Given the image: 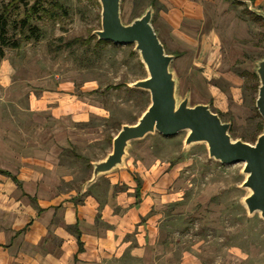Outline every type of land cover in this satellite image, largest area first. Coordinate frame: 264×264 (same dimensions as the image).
Returning a JSON list of instances; mask_svg holds the SVG:
<instances>
[{"label":"rangeland","instance_id":"374dc122","mask_svg":"<svg viewBox=\"0 0 264 264\" xmlns=\"http://www.w3.org/2000/svg\"><path fill=\"white\" fill-rule=\"evenodd\" d=\"M11 1L17 2L10 15L9 35L16 32L13 22L22 18L26 4L34 0H0V9ZM58 1L62 10H51L49 15L40 12L34 21L39 40L22 38L19 50L3 49L0 147L53 160L61 192L80 194L92 177V163L111 152L121 125L137 122L150 96L127 90L128 83L147 75L134 45L97 43L93 32L101 28L98 0ZM231 1L207 2L206 21L191 26L186 40L168 36L171 30L166 27L160 39L167 53L177 55L173 69L180 81V96L188 94L191 105L210 103L224 122L231 123L234 139L253 144L263 127L255 107L258 79L252 74L254 63L264 56V19L251 13L246 3ZM150 2L123 0V21L140 16ZM154 10L153 26L158 32L161 20ZM90 36L95 39L86 42ZM218 63L231 76L214 75L211 71ZM232 81L237 87L229 91ZM118 84L121 88L109 89ZM59 88L77 97L67 100L77 108L75 115L55 119L48 110H28L31 92L39 96ZM186 135L183 131L168 138L155 133L134 141L124 166L98 178L128 173L136 187L139 180L141 189L146 186L155 199L150 215L156 241L147 247L145 264H264V221L258 213L248 215L243 204L248 194L241 187L243 164L223 165L210 159L205 144L185 147ZM1 158L4 164L15 159ZM98 179L86 190L98 183L108 188V181ZM122 188L117 184L114 190Z\"/></svg>","mask_w":264,"mask_h":264},{"label":"crops","instance_id":"0c3cea01","mask_svg":"<svg viewBox=\"0 0 264 264\" xmlns=\"http://www.w3.org/2000/svg\"><path fill=\"white\" fill-rule=\"evenodd\" d=\"M212 1L159 0V37L166 27L171 30L168 36L186 40L183 38H188L191 26L206 21V3ZM253 4L264 10V0H254ZM221 65L215 64L211 72L231 76L232 72ZM236 87L234 81L229 83V91ZM64 90L39 96L31 92L28 110H48L55 119L75 115L77 108L67 100L77 97ZM24 152L0 147V169L20 181L17 185L11 177L0 174V264H145L147 247L156 241L154 216L150 215L155 199L153 202L145 191L146 186L137 198L133 178L121 173L98 179L108 181L107 189L98 183L80 194L61 192L53 160ZM2 156H12L17 165L11 160L4 164ZM117 184L124 188L115 192Z\"/></svg>","mask_w":264,"mask_h":264},{"label":"water","instance_id":"95a60500","mask_svg":"<svg viewBox=\"0 0 264 264\" xmlns=\"http://www.w3.org/2000/svg\"><path fill=\"white\" fill-rule=\"evenodd\" d=\"M247 4L251 13L264 19V10ZM101 7V28L93 32L98 40L115 45H134L146 77L128 83L130 89L147 92L150 102L135 124H123L112 139V150L105 158L93 162L91 179L84 190L100 176L110 174L124 166L130 143L144 139L149 134L159 133L174 137L186 131L184 146L205 144L208 156L223 165L242 163L245 175L241 187L248 191L243 204L248 215L258 213L264 221V56L254 63V74L259 85L255 107L263 120L261 133L253 144L234 139L230 133L231 123L224 122L214 112L210 103L191 105L189 95L179 94L180 81L174 69L176 54L167 53L158 32L153 26L154 7L150 5L131 22L122 19L123 0H98ZM82 191V192H83Z\"/></svg>","mask_w":264,"mask_h":264},{"label":"trees","instance_id":"16d2710c","mask_svg":"<svg viewBox=\"0 0 264 264\" xmlns=\"http://www.w3.org/2000/svg\"><path fill=\"white\" fill-rule=\"evenodd\" d=\"M158 0H151L150 5H152L156 11L158 12V8H156V3ZM254 2V0H251ZM17 1H11L6 5H3L0 9V57H3V49L5 48H11L15 50H19L22 45V38L25 39H31L34 38L36 40H39V27L34 24L35 19L39 18V13L41 12L44 15H49L51 10L59 9L62 10L63 6L59 3L58 0H34L32 4H26V8L24 10L23 16L21 19H17L13 22L14 28L16 29V32L12 35H9V25H10V15L12 12V8L16 5ZM47 4V7L44 6V4ZM231 3L235 4H243L241 1L233 0ZM95 39L94 36H90L86 42H90V40ZM98 44H113L110 41H104V40H97ZM253 78L257 80V77L255 74H252ZM259 85L256 84L254 89L257 90ZM122 85L118 84L111 88L119 89ZM129 92H142L135 89L127 88ZM94 93H98V91H94ZM257 112V110H256ZM218 113V112H216ZM220 117L221 114L218 113ZM231 132V130H230ZM0 174L6 175L8 177H11L13 181L20 185V181L17 179L16 176L11 175L8 171L0 169ZM137 187L135 189V195L138 198L140 196V190H141V184L140 181L137 180ZM78 243L80 246V249H82V243L80 241V234H77Z\"/></svg>","mask_w":264,"mask_h":264}]
</instances>
